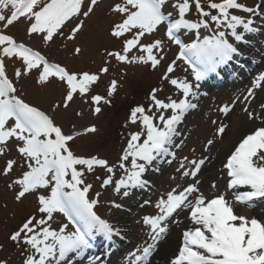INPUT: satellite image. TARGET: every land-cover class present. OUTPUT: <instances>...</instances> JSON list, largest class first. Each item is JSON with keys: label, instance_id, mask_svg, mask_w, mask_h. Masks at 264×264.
Returning a JSON list of instances; mask_svg holds the SVG:
<instances>
[{"label": "snow or ice", "instance_id": "snow-or-ice-1", "mask_svg": "<svg viewBox=\"0 0 264 264\" xmlns=\"http://www.w3.org/2000/svg\"><path fill=\"white\" fill-rule=\"evenodd\" d=\"M102 3L103 0H0V25L3 26L0 30V157L10 151V144L19 157L7 158L0 168V176L9 177L14 167L19 166L22 171L11 178L7 187L14 191L17 202L35 195L39 214L25 217L7 237L20 251L21 264H72L73 257L84 259L91 241L97 237L110 241L114 235H119V229L97 213L101 193L89 196L93 185L86 183V174L103 170V176L95 177L100 187L112 186L115 194L128 198L133 189L150 186L145 173L162 157H171L168 164L177 161L178 177L173 175L171 179L183 183L177 182L160 196L154 205L156 214L142 215L137 220L148 240L129 254L128 264H148L157 244L168 232L170 218L185 209L194 227L183 232L181 246L169 264H264V219L236 211V205L252 207L253 200L264 198V103L259 105V113L250 110L255 88L264 87V73L253 80V86L241 97L217 108L223 117H228L240 103L248 120L260 121L259 126L237 141L222 165L227 189L244 188L245 191L234 192L232 201L223 193L206 196L200 191L201 181L197 177L209 157H197L193 148L191 158L184 156L177 160L173 150L182 149L185 142L175 139L182 136L179 125L188 113L199 107L193 102L199 98L198 82L210 73H218L222 65L240 54L237 45L246 41V34L260 30L255 18L264 21L261 5L248 7L239 0H172L173 15L164 12L168 0H118L108 8L109 13L118 17L111 23L108 35L120 42L121 47L119 50L104 48L103 63L96 72L69 71L6 34L10 26L24 18L29 21L27 36H38L45 44L61 37L73 42L71 51L79 56L83 48L76 42L84 32L85 21ZM193 9L196 19L190 16ZM241 12L249 14L248 17L237 14ZM161 25L165 26L168 40L179 49L177 57L160 77L172 86L176 96L161 99L156 93L163 89L153 88L147 108L143 105L131 108L128 123L138 125V130L128 133L126 146L113 164L98 155L80 156L72 150V141L98 131L95 124L65 133L47 111L17 95L14 81L31 77L35 72L38 86L46 87L56 81L65 88L62 101L54 103L51 112L69 109L79 97L92 115L98 117L103 106L113 105L124 77V73H119L110 79L104 94L93 91L101 77L110 73L113 60L118 65L139 64L152 70L161 65L164 42L160 39L143 42ZM186 33L193 34L191 42L181 38ZM134 52L138 54H132ZM7 60L20 63L14 70V79L7 74ZM177 60L191 66V75L197 83L188 77H172ZM75 115L82 117L83 112L77 111ZM211 124L213 133L204 143V152H209L229 128L220 119L211 120ZM117 169L122 175L114 180ZM211 187L215 189L216 183ZM110 204L116 209L123 207L115 200ZM145 204L151 201L146 200L140 206ZM57 214H62L67 223L63 220L56 223ZM99 260V257H90L87 264H98ZM0 264H8V261L0 260Z\"/></svg>", "mask_w": 264, "mask_h": 264}, {"label": "rangeland", "instance_id": "rangeland-1", "mask_svg": "<svg viewBox=\"0 0 264 264\" xmlns=\"http://www.w3.org/2000/svg\"><path fill=\"white\" fill-rule=\"evenodd\" d=\"M259 1L260 0H239L240 3H243L248 7H255ZM262 1L264 3V0ZM116 2H118V0H103V3L95 10L92 17L85 21V29L80 41L81 44H77L83 48V52L79 56H76L78 58H71L73 57V53L71 51L73 45L68 50H61V48L57 49V47L54 45L43 43V41L38 36H27L26 33L28 26L21 27L20 23H18L13 24L12 27L14 29H18L19 27L18 33L16 34H19V41H17L18 43L23 42L27 46L31 47L34 51H40L42 54L48 57L50 62L60 63L62 66L68 67L70 71H85L89 67L97 64L100 58L101 48H116V44L114 43L116 41L114 40L112 43L109 41L110 37L108 36V38L106 36L111 23L118 18L116 14L108 12L109 6ZM216 2H219V0H216ZM171 3L172 0H168V3L164 6V12L166 14L172 12L173 15H175V10L171 7ZM261 11H264V8H261ZM237 14L244 16L245 18H247L249 15L242 12ZM0 30H3L2 25H0ZM201 32L203 33V30H201ZM147 37H149L150 41L153 39H160L164 42V60L156 70H152L150 67L145 65H141L140 67H136V65H128L132 68V72L129 74L127 83H125L123 89L121 90L122 95L119 96L115 107L117 108L121 105H123V107H127L123 111V115H121V111L116 109V114L112 112L111 115L103 113L98 117L93 116L88 105L85 104L79 97L74 99L69 109H60L56 112H51L50 109L52 105L62 101L64 95L63 85L54 81L52 84L46 87H40L35 83V72L31 77H22L20 81H14L17 88V95H19L26 102L34 104L35 106L47 111L49 115L53 116L56 123L63 128L65 133L73 130L81 131L84 127L91 124H95L97 126L99 125L100 129L95 134L80 136L76 140L72 141V150L76 155L80 156L98 155L101 158L107 159L110 164H113L119 159L122 149L126 146V137L128 133L138 130V125L128 123L129 116L126 117L125 115H130L131 108L135 107L136 105H143L147 108L151 104V100L149 98H141L146 95L150 87L156 85L155 88L163 89L162 91H158L156 93L161 99H164L167 95H173L174 98L176 96L172 86L166 81L161 80L160 77L167 65L175 59V53L178 49L175 48L172 45V42L167 39L164 25H161L157 32ZM181 37H184V39L188 40L189 42H191V40L194 38L192 33L187 36L186 34H183ZM59 38L61 37H57V39ZM147 41L148 39L145 38L144 42ZM99 44L101 46L97 48ZM116 50H118V47ZM132 54L138 53L134 52ZM101 56L103 55L101 54ZM14 62L16 64H14L11 60L6 61L7 74L10 79H14V70L20 66L18 61ZM125 67H127V65H125ZM171 75L173 78L180 79L188 77L186 69L178 61H176L175 71ZM112 78L113 77L106 78L104 80V85L107 86L109 80ZM139 93L141 97L139 96ZM235 95V91L233 90H229L223 95L221 93L217 94L214 92L212 94V98L214 100L205 110L202 117H196L194 122L186 123V127H188L190 130V134L188 136L184 135L180 138V140L184 139L185 142L183 148L177 151L178 160L184 156H189L191 158L193 148L196 150V155L200 151L204 150V143L206 139L211 138L213 133L214 126L211 124V120L216 119V116L218 115V106L231 104L232 101L236 99ZM237 106L235 105V109L233 111L235 113L230 118L229 128L226 131V139L223 141H216V149L218 150L221 147L220 144H225L226 141H230L235 135L236 130L242 124L247 123L245 116L241 111L242 105L239 103ZM77 111H82L83 116L77 117L75 115ZM121 123H124L123 127L121 126ZM73 125L76 126L75 129H73ZM253 128L254 126H250L246 131H243L238 137L233 139L232 147L244 134L250 132ZM118 129H122L121 134H119V131H117ZM107 134L109 135V139L106 137ZM118 137H122V139L117 141ZM9 147L10 151L6 153V156L0 157V168L4 167L5 160L7 158L19 159L15 148L12 147L11 144ZM225 156L226 153L221 156L222 164ZM21 171L22 169L19 166H16L14 167L13 173L10 174L9 177L0 176V245H3V249L0 250V260L6 259L8 264H21L22 260L20 251L7 239L9 233L15 230L25 217L29 215H38L36 211L37 201L35 195H28L23 199V201L17 204L15 203L17 201L14 198V191L7 187V184L10 182L11 178L18 176ZM96 175L103 176V170L97 169L95 173L86 174V183H91L93 185L89 196L95 197L96 192L101 193V196L99 197L100 203L97 206L96 211L99 215L108 220L111 217L113 211V207H111L110 202L113 200L116 201V199L113 196V190L111 186H109L107 189H102L100 187V181L95 179ZM120 175H122V173L117 169L116 176H114L113 179H118ZM174 175L178 177L176 172ZM171 177L167 183L162 186L163 188L158 190V193L156 197L152 199L151 204H146L141 215L156 214L157 210L154 205L157 200L162 194H165L175 187L177 182H180L178 180H172ZM188 182L191 181L189 180ZM225 182L226 181L223 180L220 188L217 186L215 189H213L210 186L207 190L206 196L212 197L213 195L224 193V188L226 186ZM134 213L136 214V212ZM186 213L187 211L184 212V217H186ZM61 220L67 223L65 217H63L62 214H57L56 223H59ZM2 254H6L5 258L1 256ZM112 263L116 264L114 262Z\"/></svg>", "mask_w": 264, "mask_h": 264}, {"label": "bare ground", "instance_id": "bare-ground-1", "mask_svg": "<svg viewBox=\"0 0 264 264\" xmlns=\"http://www.w3.org/2000/svg\"><path fill=\"white\" fill-rule=\"evenodd\" d=\"M261 8H264V3L262 0L258 2ZM256 26L260 29L255 34H246V41L242 44L237 45L240 49V54L233 57L227 65H222L218 69V73H210L207 81H200L198 89V100L193 101L198 103L199 107L197 110L188 113L183 123L179 125L178 130L182 133V136H187L189 134L188 129L185 128V122H194L195 118L202 117L207 106L210 105L207 99L208 94L213 92L214 88H220L224 83L223 80H228L230 86H232L235 91L236 97H241L242 94L246 93L247 90L253 86V80L261 73H264V21L259 17L255 18ZM256 55L255 61L249 58ZM239 59L250 66L247 71H242L239 64L236 62ZM233 72L240 74V77H234ZM197 83V82H193ZM264 84V82H262ZM215 91V90H214ZM226 91V90H225ZM224 91V92H225ZM255 99L252 100L250 105V110L255 109L259 113V105L264 103V87L255 88ZM238 105V103H237ZM235 112L229 114L228 117H223L222 114H218L217 119L223 120L224 123L229 125L230 118ZM167 115V114H166ZM246 116V114L244 113ZM246 124H242L237 130L235 135L230 141H226L225 144H221V148L216 149V143L210 148L209 152L202 151L197 157L203 155L208 156L209 159L206 161L205 165L202 167L201 172L198 175V179L201 181L199 188L200 191L207 195V190L210 185L214 182L219 188L224 180V172L222 171V159L221 156L228 153L232 149V141L240 135L243 131H246L250 126H259L260 121H250L246 119ZM181 136V137H182ZM178 142L180 137L175 138ZM221 141L226 139V133L222 138H218ZM174 151L180 149H173ZM171 157L158 158L154 165L145 173V179L149 180L150 186L145 188H137L132 190V195L128 198H124L113 192V196L117 203L123 205L121 209L113 208L112 215L108 219L109 222L114 226V228L119 229V235H114L112 239L105 240L103 237H97L96 240L91 241L92 250H86L84 254V259L81 260L78 257L72 258V264H87L88 258L92 257L95 252H101L100 255L104 257L106 264L117 261L118 264H128L129 254L136 247H143L148 237L146 236L145 230L136 226V220H139L141 214L133 217L131 211L136 213L142 212L144 207L140 205L143 201H151V197L156 194V189L167 183L170 176L175 172L177 161H173L172 164H168L167 160ZM156 169H159L158 171ZM112 188V186H111ZM254 206L249 209L247 206L237 207L238 211L242 215L255 216L258 219H264V198H257L251 202ZM243 208H247L248 211L241 213ZM187 210L179 211L174 214L168 222V232L161 238L156 246V250L153 252L152 256L149 258L148 264H169V260L172 258L171 255L174 254L177 247L182 243L183 232L189 228L194 227L189 219H184V212ZM129 229L133 228V234ZM139 227V228H138ZM198 227V226H196ZM137 229V230H135ZM148 242H151L150 240ZM112 244L113 252L107 255V246L104 244Z\"/></svg>", "mask_w": 264, "mask_h": 264}, {"label": "trees", "instance_id": "trees-1", "mask_svg": "<svg viewBox=\"0 0 264 264\" xmlns=\"http://www.w3.org/2000/svg\"><path fill=\"white\" fill-rule=\"evenodd\" d=\"M80 41H81V38H78V41L76 42V44H81ZM70 45L72 46L73 44H70ZM77 46H78V45H77ZM100 46H101V45L99 44L97 48H99ZM117 46H118V45H117ZM64 48H66V47L62 45V49H64ZM85 48H88V47H85ZM115 49H116V48L111 49V50H115ZM103 50H104V48H101V49H100V58H99V61L97 62V64H96V65H93V66H91V67H89V68L86 69L85 71L96 72V71L101 67V65H102V63H103V56H101V54L103 55ZM72 58H75V57H72ZM113 69H114V64L111 65V70H113ZM79 72H83V71H79ZM94 92H97V93H99V94H104V93H105V91L102 90V89H98L97 91L94 90ZM116 103H117V99L114 98V103H113L112 106L109 107V106L105 105V106H103V107L106 108L107 111L110 110L111 112H112V111L117 112L116 109H115V107H114V104H116ZM125 108H127V107H123V105L117 107V109H118L119 111H121V112H123V111L125 110ZM106 137L109 139V135H108V134H107Z\"/></svg>", "mask_w": 264, "mask_h": 264}]
</instances>
